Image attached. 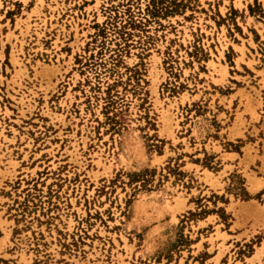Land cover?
Segmentation results:
<instances>
[{
    "label": "rangeland",
    "instance_id": "rangeland-1",
    "mask_svg": "<svg viewBox=\"0 0 264 264\" xmlns=\"http://www.w3.org/2000/svg\"><path fill=\"white\" fill-rule=\"evenodd\" d=\"M0 264H264V0H0Z\"/></svg>",
    "mask_w": 264,
    "mask_h": 264
},
{
    "label": "bare ground",
    "instance_id": "bare-ground-1",
    "mask_svg": "<svg viewBox=\"0 0 264 264\" xmlns=\"http://www.w3.org/2000/svg\"><path fill=\"white\" fill-rule=\"evenodd\" d=\"M257 254V253H256Z\"/></svg>",
    "mask_w": 264,
    "mask_h": 264
}]
</instances>
